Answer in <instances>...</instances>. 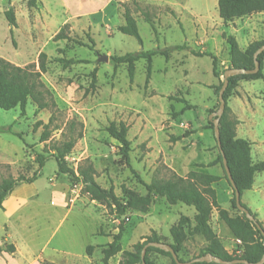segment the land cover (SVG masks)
<instances>
[{"label":"rangeland","instance_id":"374dc122","mask_svg":"<svg viewBox=\"0 0 264 264\" xmlns=\"http://www.w3.org/2000/svg\"><path fill=\"white\" fill-rule=\"evenodd\" d=\"M13 1L24 28L25 7L34 12L40 3L37 1L32 8L27 1ZM218 1L112 0V7L103 20L80 19L60 31L73 41L54 42L58 18L50 28L44 29L40 24L33 34L26 31L17 37L14 35L13 44L4 16L7 0H0V58L19 67L36 66L40 71L39 57L45 53L47 72L42 81L57 105L36 115L37 107L30 101L25 117H21L19 108L10 112L0 110V127L12 125L14 132L23 134L24 139L0 134V184L20 176L33 177L39 170L37 155L49 157L46 153H52L53 146L75 138L77 144L66 159L68 166L78 172L83 165H93L97 183L104 189L113 188L120 198L123 186L144 195L142 182L150 184L154 179L168 180L173 174L187 177L196 172L220 177L221 181L213 189L221 208L232 217L240 216L241 212L232 205L233 190L221 164L212 166L219 151L209 117L219 112L216 91L225 81V72L230 70L227 38L234 37L243 51L252 43L263 41L264 14L225 23L219 17ZM126 8L137 22L142 45L119 32L125 25ZM145 14L155 25V31L147 23ZM90 39L94 41L93 48ZM79 42L88 46H81ZM176 46L185 48L173 52L169 61L160 55L154 57L148 86L145 60L135 64L133 83L128 65L115 66L112 62L114 57ZM194 53L216 57L221 78L213 75L212 58ZM102 56H108L109 61L100 63ZM61 59L78 63L65 68L58 62ZM170 97L183 98L194 109L173 119L171 107L180 113L185 105L171 101ZM228 105L238 121V137L252 145L253 163L264 162V79L241 81ZM52 115L50 139L41 143L44 127L35 130V126L49 124ZM120 123L129 127L132 149L129 163L120 155L119 144L106 132L110 125ZM173 138L181 139L174 142ZM36 187L40 196L22 212L23 220L6 219L0 212V243L10 239L20 246L25 242L41 249L51 241L50 247L61 248L69 255L66 264H103V249L121 230L123 251H133L153 233L165 244H172L171 228L182 216L193 219L195 215L193 208L183 204L170 206L164 198H156L147 214L131 211L122 216L92 202L83 194L81 184H73L69 176L59 174L52 157L41 170ZM242 203L254 214L258 210L257 219L262 222L264 173L256 174L254 186L244 193ZM56 208L59 210L56 215L48 214L49 209ZM211 225L230 254L242 253V244L220 221L216 210ZM58 226L56 237L51 238ZM90 246L95 252L88 258ZM206 246L203 237L191 238L180 257L184 261L192 260ZM121 259L119 254L109 264H120ZM150 261L172 264L170 258L159 254H151Z\"/></svg>","mask_w":264,"mask_h":264},{"label":"trees","instance_id":"16d2710c","mask_svg":"<svg viewBox=\"0 0 264 264\" xmlns=\"http://www.w3.org/2000/svg\"><path fill=\"white\" fill-rule=\"evenodd\" d=\"M37 1L39 0H31L28 4L29 7H35ZM7 7L8 8L4 11V16L10 27L12 42L15 44L14 31L15 29H18V24L15 9L12 6V0H7ZM218 12L220 19L225 23L237 19H243L254 14H264V0H219ZM145 17L147 23L155 31V25L150 20L149 16L145 14ZM124 20L125 25L119 28V32L135 38L142 45L137 22L127 8L125 9ZM63 40L73 41L64 32H60L54 38V42H60ZM90 43L92 44L91 48H93L94 41L92 39H90ZM227 43L229 45L231 58L230 69L253 71L255 69L254 55L264 47V40L252 43L246 51L241 50L234 37H228ZM79 44L81 46H88L80 42ZM184 48L185 47L176 46L164 50L157 49L153 51L130 53L123 57H114L112 58V62L115 66L122 64L128 65L130 82L133 83L135 77V64L140 60H145L147 62L146 86H148L151 81L154 57L160 55L169 61L173 52L184 50ZM194 54H196V56L212 58L213 75L216 79L221 78L216 57L212 54ZM47 59L48 57L45 53L40 54V71H37L36 66L19 67L0 58V110L10 112L19 108L21 111V117H25L27 106L30 101L37 107L36 115L42 111L57 107L53 94L42 81V76L47 72ZM258 60L261 68L256 75H239L229 79V86L224 94L226 109L219 123L222 152L241 197H243L245 192L252 190L256 174L264 173V162L259 164L253 163L252 145L249 141L238 137V121L232 116V110L229 107L228 102L229 99L235 95L241 81H257L264 79V52L259 56ZM58 62L62 63L65 68L78 63L75 60L65 59H61ZM223 85L224 82H222L217 88L216 94L218 96ZM170 100L185 105L180 113H175L174 107H171V111L173 112L171 117L173 119L178 118L188 110L194 109V107L183 98L179 99L177 97H170ZM209 113L213 114V112ZM209 122L211 128L214 130L213 122ZM52 123L53 115L49 124L44 125L39 123L35 126V130L39 127H44V132L40 139L41 143L49 141L51 136L50 125ZM106 132L119 144L120 155H122L127 163H129L130 153L132 152L131 142L128 139L129 127L125 123H120L118 125L112 124L106 129ZM0 134H12L20 140H24L23 134L15 133L12 125L0 127ZM80 137L82 136L79 135V138ZM180 139L181 138H173L172 140L175 142ZM77 140L78 139L70 138L59 145L53 146L52 153L46 154L55 159L59 174L67 175L70 177L73 184H81L83 186V194L87 195L92 202H98L105 205L111 211H115L122 216H126L127 213L131 211L147 214L156 198H164L170 206L183 204L195 210L196 214L194 219L182 216L179 222L170 230L173 243L168 245L173 248L182 263H187L198 257H204L207 255H212L224 261L246 260L251 264L259 263L262 260L264 256L263 223L260 222L257 219V215L243 203L242 205L256 219L257 224L261 229H259L254 223H251L244 214L241 213L240 216L232 217L229 215L228 211L221 208L217 192L213 189V186L221 181L220 177L196 172L190 173L187 177L173 174L168 180L154 179L150 184L142 182L141 184L146 190V194L144 195H140L134 190L123 186L121 189L122 197L120 198L115 194L113 188L104 189L97 183V172L93 165H83L78 169V172L68 166L66 159L72 154L77 144ZM217 149L219 151L218 159L212 164V166L215 164H221L225 173V178L230 184L224 169L223 155L218 146ZM49 157L42 154L37 155L36 163L39 165V170L35 172L33 177L26 178L20 176L16 180H4L0 184V209L3 208L4 201L18 186L23 184H33L38 181L41 170L46 166ZM232 190V205L237 209L235 192L233 188ZM215 210L218 212L220 221L230 230L234 239L242 244V253L240 255L230 254L226 250L221 239L214 232L211 222ZM122 234V230L119 231V233L113 237L114 241L109 244L107 248L103 249V264H109L111 259L119 254L122 256L120 264H142V252L149 243H164L157 234L153 233V235L146 238L143 243L137 244L133 251H123L121 245ZM197 236L205 239L207 243L206 248L201 251L198 257L189 261H184L181 259L180 254L184 249L185 243L189 239ZM94 250V247H88V256L92 257ZM3 253L14 254L16 253V248L14 245L0 247V255ZM151 254H159L168 257L172 260V264H176L171 254L155 248H148L145 258L147 264H155L150 261ZM44 264L50 263L45 262Z\"/></svg>","mask_w":264,"mask_h":264},{"label":"crops","instance_id":"0c3cea01","mask_svg":"<svg viewBox=\"0 0 264 264\" xmlns=\"http://www.w3.org/2000/svg\"><path fill=\"white\" fill-rule=\"evenodd\" d=\"M24 1L30 2L31 0H23L22 2ZM111 1L112 0H39L40 6H38L37 10L34 12H30V9L28 10L25 7L26 13H22V21L24 22L23 28L19 19L20 13L16 3L12 0V6L15 9L18 24V29H15L14 35L17 37L19 34H23L26 31H30L31 34H33L40 28V24L44 29L50 28L52 22L55 23V19L58 18H60L56 24L58 25V31L54 33L56 36L66 25L80 19H89L99 22L106 18L108 9L112 7ZM37 182L18 186L4 201L3 208L0 209V212L6 219L15 218L17 221L19 219L23 220L22 212L28 205L33 204V202L40 196V191L36 187ZM49 211L48 214L51 213L52 215H56L59 212L57 208L49 209ZM255 214H259L258 210L255 211ZM194 217L195 215L193 216V219ZM263 221L264 219H262V222ZM60 226L56 228L51 235V238L56 237ZM37 230H39V227ZM7 242L8 245L15 246L16 253L1 254L0 264H44L45 262L50 264H66V257L69 256L66 255L61 248L50 247L51 241L47 242V244L41 247V249H34L31 245L25 242H22V245L20 246V244L10 239H6V243H0V247L4 246V244L7 245ZM111 243L112 241L108 244ZM88 258L91 257L89 256Z\"/></svg>","mask_w":264,"mask_h":264},{"label":"water","instance_id":"95a60500","mask_svg":"<svg viewBox=\"0 0 264 264\" xmlns=\"http://www.w3.org/2000/svg\"><path fill=\"white\" fill-rule=\"evenodd\" d=\"M264 52V47L261 48L255 55H254V63H255V69L253 71H247V70H238V69H230L227 70L225 72V81H224V85L222 87V89L219 92V103H220V109L219 112L217 113V115H211L209 117V121H212L214 124V135H215V139L217 142V146L221 152V154L223 155V163H224V169L226 171V174L228 176V179L230 181V184L232 186V188L234 189L235 192V200H236V207L237 209L244 214L247 219L251 222L254 223L259 229H261V227L257 224L256 219L252 216V214L242 205V197L240 192L238 191L233 178L231 176L230 170L227 166V161L224 158V154L222 152V146H221V140H220V129H219V123L221 118L223 117L224 113H225V109H226V101L224 99V94L229 86V79L231 77H235V76H239V75H256L259 71H260V62L258 60L259 56ZM109 58L108 56H102L99 59V62H108ZM214 116L216 117V119H214ZM263 236H264V232H263ZM148 248H155V249H160L162 251H164L165 253H169L171 254L173 260L175 261L176 264H197V263H206V264H251L246 260H235V261H224L220 258L214 257L212 255H207L204 257H198L190 262L187 263H182L179 260L178 255L176 254V252L173 250V248L165 243H156V242H152L149 243L143 250L142 252V264H147L145 261L146 258V254H147V250ZM256 264H264V256L262 258V260L259 263Z\"/></svg>","mask_w":264,"mask_h":264}]
</instances>
